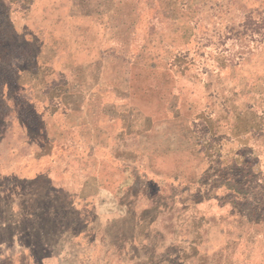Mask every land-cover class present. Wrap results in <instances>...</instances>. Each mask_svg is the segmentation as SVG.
<instances>
[{
    "label": "rangeland",
    "instance_id": "1",
    "mask_svg": "<svg viewBox=\"0 0 264 264\" xmlns=\"http://www.w3.org/2000/svg\"><path fill=\"white\" fill-rule=\"evenodd\" d=\"M179 1L181 38L167 0H0V264H264V51L245 0Z\"/></svg>",
    "mask_w": 264,
    "mask_h": 264
},
{
    "label": "crops",
    "instance_id": "2",
    "mask_svg": "<svg viewBox=\"0 0 264 264\" xmlns=\"http://www.w3.org/2000/svg\"><path fill=\"white\" fill-rule=\"evenodd\" d=\"M167 6H169L170 8H172L173 10L177 11V16L176 18H173L171 21V25L172 27L174 26L175 29H177L178 31V35L179 38L182 37V33L183 35L187 33V28L189 27L187 24H184L182 26V20H185V16H181V12L183 10H187L190 8H194L192 5L187 6L183 1H176V0H167ZM233 1L230 3V8L232 9V16L231 18V25L235 26V27H243V29L245 28V31H243L239 37L241 40L245 41L247 40L248 42L250 41V43L252 42H257L256 45H254V47L248 51H241L239 53V55L236 54V59L238 61V65H240V59H244L245 56H247V53L253 50H259V51H264V30L263 27L258 26L257 24L259 23V21L255 20L253 21L252 19H255L257 16H264V0H245L243 5H233ZM192 6V7H191ZM209 9H211V7H209ZM206 10V9H205ZM214 10V9H213ZM181 11V12H180ZM186 15V14H185ZM251 21L254 25H257L259 28L257 29H253L250 28L251 25L248 24V22ZM181 24V25H180ZM250 25V26H249ZM183 30V31H182ZM180 31H182V33H180ZM239 39V38H238ZM237 39V40H238ZM218 40V37L216 36L214 41L216 42ZM80 68L79 66H75V69ZM79 70V69H78ZM81 72H83V68H80ZM93 69H90V66L87 67V71H90ZM94 73V72H93ZM66 74V73H62ZM69 76V74H68ZM64 77V76H63ZM70 78H71V82L72 84L76 85L75 83L78 82V77L77 74H70ZM87 80H89V77L87 78ZM89 81H87L88 83ZM231 85V92H230V96L232 99L235 100H239L243 98V93H241L240 91H238L237 93V88L235 87V85L233 83H229ZM197 85V84H195ZM100 84L98 83L97 88H99ZM93 87V86H92ZM103 89V88H100ZM243 89V88H241ZM90 88H88L87 90V94L88 96L90 95ZM102 93L105 94V92L103 91ZM80 94V88L79 91L77 92V95ZM75 95V94H73ZM98 95V94H97ZM99 96V95H98ZM81 99L78 102L80 103V106L83 109L88 108V101H89V97L87 99L86 102V97H84V94L82 96V92H81ZM69 108V112L70 114H72V112L74 113L75 109H73L72 105L73 102L70 101L69 104H67ZM99 105V103H98ZM77 106V105H76ZM90 106V105H89ZM99 105V109L101 108ZM108 108H110L111 110L114 109V111H117L116 106L114 104H108ZM130 107V106H129ZM90 111V109H89ZM82 120H86L89 121L90 120V115L88 112L84 113L82 112ZM73 115V114H72ZM84 115L86 116L84 118ZM240 118V119H239ZM180 120V119H179ZM214 130L210 137L213 138V141H220L222 139H228L229 141L234 140V139H240V138H245V115H229V114H224V115H220L217 119L216 122L214 123ZM214 145V144H211ZM203 147L205 148L203 150ZM218 149V148H217ZM163 151H165L166 153L169 152V154L171 153V150L168 149H163ZM181 153L179 152V149H174L172 150V153L177 152L178 154H175L174 156H181L184 155L186 157V154H188V157H193V158H198V162H197V169H202L203 165L205 164V162L202 164L201 162V158H205L206 156H209L212 152L218 153L219 150L213 151L207 150V146H203V143H199V142H195L194 144H192L190 147H186V148H182ZM202 164V165H201ZM199 177H197L198 180ZM201 180V179H199Z\"/></svg>",
    "mask_w": 264,
    "mask_h": 264
}]
</instances>
